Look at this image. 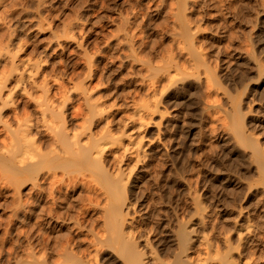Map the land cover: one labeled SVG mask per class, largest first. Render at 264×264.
<instances>
[{"label":"rangeland","instance_id":"374dc122","mask_svg":"<svg viewBox=\"0 0 264 264\" xmlns=\"http://www.w3.org/2000/svg\"><path fill=\"white\" fill-rule=\"evenodd\" d=\"M0 128V264H264V0H0Z\"/></svg>","mask_w":264,"mask_h":264},{"label":"bare ground","instance_id":"6f19581e","mask_svg":"<svg viewBox=\"0 0 264 264\" xmlns=\"http://www.w3.org/2000/svg\"><path fill=\"white\" fill-rule=\"evenodd\" d=\"M195 17H196V16H195ZM19 67H20V66H19ZM20 82H21V81H20ZM20 84H21V83H20ZM176 91H177V90H176ZM50 96H52V95H50ZM50 96H49V97H50ZM13 97H14V96H13ZM31 97H32V96H31ZM37 99H38V98H37ZM51 99H52V98H51ZM38 100H40V98H39ZM49 100H50V98H49ZM23 101H24V100H23ZM26 102H27V101H26ZM26 102H25V103H26ZM28 102H29V101H28ZM51 102H52V101H51ZM34 103H35V102H34ZM19 104H20V103H19ZM26 104H27V103H26ZM26 104H25V105H26ZM47 104H48V103H47ZM31 106H32V105H31ZM38 106H39V105H38ZM48 106H49V105H48ZM19 107H20V106H19ZM27 107H28V105H27ZM36 107H37V105H36ZM40 107H41V106H40ZM24 108H25V107H24ZM43 108H44V107H43ZM49 108H50V107H49ZM19 109H20V108H19ZM29 109H30V108H29ZM50 109L52 110L51 113H55V112H56L55 110H53L54 108H53V109L50 108ZM58 109H61V110H62L61 107L58 108ZM58 109H57V110H58ZM24 110H25V109H24ZM26 110H27V109H26ZM35 110L37 111V109H35ZM38 110H39V108H38ZM41 110H42V109H41ZM54 111H55V112H54ZM25 112H26V111H24V113H25ZM27 112H28V111H27ZM42 112H45V110H42ZM42 112H41V113H42ZM57 112H58V111H57ZM57 112H56V113H57ZM33 113H34V112H33ZM36 113H37V112H36ZM45 113H46V112H45ZM56 113H55V114H56ZM62 113H63V110H62ZM43 114H44V113H43ZM58 114H59V113H57V115H58ZM45 115H46V114H45ZM35 117H36V116H35ZM46 117H47V116H46ZM53 117H54V116H53ZM4 118H5V117H4ZM36 118H38V117H36ZM51 118H52V117H51ZM58 118H59V116H58ZM27 119H28V118H27ZM49 119H50V116L48 117V120H49ZM53 119H54V118H53ZM65 119H67V118H65ZM65 119H64V120H65ZM29 120H30V118H29ZM50 120H51V119H50ZM25 121H26V120H25ZM28 122L30 123L31 121H28ZM32 122H33V121H32ZM32 122H31V123H32ZM37 122H38V121H37ZM49 122H50V121H49ZM51 122H52V121H51ZM51 122H50V123H51ZM57 122H58V121H57ZM57 122H56V123H57ZM59 123H60V122H58V124H59ZM36 124H37V123H36ZM36 124H35V125H36ZM44 124H45V122H44ZM52 124H53V123H52ZM71 124H72V123H71ZM71 124H70V125H71ZM61 125H62V124L60 123V126H61ZM72 125H73V124H72ZM72 125H71V126H72ZM46 126H47V125H46ZM60 126H59V129L61 130V127H60ZM28 127H30V126H28ZM48 127H49V126H48ZM52 127H53V126H52ZM55 127H56V126H55ZM10 128H11V127H10ZM0 129H1V128H0ZM49 129H50V128H49ZM59 129L57 128V130H59ZM13 130H14V129H13ZM60 130H59V132H60ZM73 130H74V127H73ZM75 131H76V130H75ZM31 132H32V131H31ZM67 132H68V131H67ZM79 132H80V131H78L77 133H79ZM48 133H49V132H48ZM64 133L67 134L65 131H64ZM64 133H63V134H64ZM84 133H86V132H83V134H84ZM5 134H6V133H5ZM14 134H16L15 131H14ZM30 134H31V133H30ZM65 134H64V135H65ZM2 135H3V134H2ZM53 135H55V134H53ZM59 135H60V133H59ZM59 135H58V137H59ZM64 135H62L63 138H65L66 136H67L66 138H68V135H65V136H64ZM48 136H49V135H48ZM55 136H56V135H55ZM75 136H76V135H75ZM81 136H82V135H81ZM2 137H3V136H2ZM2 137H1V138H2ZM28 137H29V136H28ZM52 137H53V136H52ZM70 137H71V135H70ZM73 137H74V136H73ZM73 137H71V138H69V139H72ZM102 137H103V136H102ZM63 138H61V140H63V141L67 140L66 138H65V139H63ZM8 139H9V138H8ZM26 139H27V138H26ZM69 139L67 140V141H68V144H69ZM92 139H93V138H92ZM6 140H7V139H6ZM61 140H60V142L62 143ZM0 141H1V140H0ZM10 141H11V140H10ZM23 141H24V144H25V140H24V139H23ZM38 141H39V140H37V142H38ZM47 141H48V140H47ZM49 141H50V140H49ZM67 141H66V142H67ZM70 141H71V140H70ZM75 141H76V138H75ZM97 141H98V140H97ZM4 142H5V144H6V141H4ZM72 142H73V139H72ZM72 142H70V144H71ZM101 142H102V141H101ZM1 143H2V142H1ZM41 143H42V140H41ZM45 143H47V142H45ZM75 143H76V142H75ZM82 143H83V141H82ZM7 144H8V143H7ZM26 144H27V143H26ZM63 144L65 145V143H63ZM68 144L66 143V145H68ZM70 144H69V145H70ZM72 144H73V143H72ZM80 144H81V142H80ZM80 144H79V145H80ZM84 144H85V143H84ZM94 144H96V142H95ZM12 145H14L13 142H12ZM40 145H41V144H40ZM40 145L38 146L39 148H40ZM69 145H68V146H69ZM77 145H78V144H77ZM98 145H100V144H98ZM14 146H15V145H14ZM14 146H13V151H14V149L16 150V148H14ZM25 146H26V145H25ZM72 146H73V145H72ZM94 146H95V145H94ZM94 146H93V147H94ZM100 146H101V145H100ZM26 147H29V146H26ZM74 147H75V146H73V148H74ZM48 148H49V147H48ZM73 148L71 147L72 150H73ZM98 148H99V147H98ZM27 149H28V148H27ZM75 149H77V148H75ZM75 149H74V151L76 152ZM85 149H86L85 147H81V148H80V151H81L82 154H84V153L86 152ZM32 150H34V149H32ZM32 150H31V151H32ZM95 150H96V148H95ZM50 151H52V150H50ZM80 151H79V152H80ZM9 152H10V151H9ZM29 152H30V151H29ZM40 152H42V150H40ZM60 152H61V151H60ZM77 152H78V151H77ZM77 152H76V153H77ZM99 152H100V151H99ZM99 152H97V153H99ZM5 153H6V152H5ZM14 153H15V152H14ZM30 153H32V152H30ZM45 153H46V152H45ZM52 153H53V152H52ZM63 153H64V152H63ZM10 154H12V153H10ZM42 154H43V157H44V156H45V155H44V152H43ZM42 154H41V155H42ZM8 155H9V154H8ZM34 155H35V156H34ZM85 155H86V154H85ZM22 156H23V155H22ZM22 156H17L16 158L19 157L21 161H22V158H23L24 162H22V164H24L25 161H26V163H27L28 160L24 159L25 157H24V156L22 157ZM29 156H30V158H32L34 161H36V159H39V158H37L38 155H37V157H36V154H32V155H29ZM33 156H34V157H33ZM83 156H84V155H83ZM94 156H95V155H94ZM99 156H100V154H99ZM21 157H22V158H21ZM35 157H36V158H35ZM43 157H42V158H43ZM45 157H48V155L45 156ZM97 157H98V156H97ZM19 158H18V159H19ZM34 158H35V159H34ZM87 158H89V157H87ZM102 158H103V157H102ZM18 159H17V161H18ZM96 159H97V158H96ZM20 160H19V162H20ZM39 160H40V159H39ZM93 160H94V159H93ZM104 160H105V159H104ZM0 162H2V161H0ZM9 162H10V161H9ZM32 162H33V161H32ZM98 163H99V162H98ZM98 163H97V164H98ZM29 164H30V163H28V165H27L28 168H25L26 171L29 169L30 166H32V164H30V165H29ZM34 164H35V163H34ZM37 164H40V161H39V162L36 161V166H38ZM41 164H42V163H41ZM97 164H96V165H97ZM3 165H5V164L2 163V167H3V168L7 167L6 165H5V166H3ZM65 165H66V164H65ZM0 166H1V164H0ZM100 166H101V165H100ZM38 167H39V166H38ZM95 167H96V166H95ZM95 167H94V168H95ZM10 168H11V167H10ZM10 168L8 167L7 169H9L10 171H11L12 169L14 170V168H12V169H10ZM30 168H31V167H30ZM55 168H56V167H55ZM100 168H103V166L100 167ZM5 169H6V168H5ZM99 170H100V169H99ZM52 172H53V171H52ZM102 172H103V171H102ZM14 173H15V170H14ZM21 173H24V172L21 171ZM104 173H105V172H104ZM25 174H26V172H25ZM25 174H24V175H25ZM54 174H55V172H54ZM54 174H52V175H54ZM21 175H23V174H21ZM21 175H19V176H21ZM104 175H105V174H104ZM50 176H51V175H50ZM50 176H49V177H50ZM54 176H55V175H54ZM54 176H53V177H54ZM56 176H57V175H56ZM8 177H9V176H8ZM9 178H10V177H9ZM107 178H108V177H107ZM11 179H12V177H11ZM49 179H50V178H49ZM51 179H52V178H51ZM53 179H54V178H53ZM53 179H52V180H53ZM110 179H111V178H110ZM110 179H108L109 181H107V183H108V182H113L112 185H111V187H114V188H115V187H116V184L114 183V180H113V181H110ZM9 180H10V179H9ZM12 180H13V179H12ZM54 180H55V179H54ZM106 180H107V179H106ZM51 182H52V181H51ZM54 182H55V181H54ZM54 182H53V183H54ZM13 183H14V182H13ZM53 183H52L51 185H53ZM61 184H62V183H61ZM70 184H71V183H70ZM117 184H120V183L117 182ZM113 185H114V186H113ZM56 186H57V185H56ZM109 187H110V186H109ZM119 187H120V186H119ZM119 187H118V188H119ZM44 189H46V188H44ZM115 189H116V188H115ZM115 189H114V191H115ZM44 191H45V190H44ZM55 191H56V190H55ZM114 191H113V193H116V191H115V192H114ZM117 191H118V189H117ZM42 195H43V194H42ZM71 195H72V194H71ZM48 198H49V197H48ZM57 199H58V198H57ZM51 200H52V201H55V200H53V199H51ZM50 202H51V201H50ZM50 202H49V203H50ZM60 202H61V201H60ZM54 203H55V202H53V204H54ZM47 206H48V205H47ZM49 207H50V206H49ZM57 208H58V207H57ZM111 208H113V207H111ZM115 208H117V205H116ZM115 208H114L113 210L116 211ZM49 210H50V209H49ZM55 210H56V209H55ZM113 210H111V212H112ZM48 212H49V211H48ZM50 213H51V212H50ZM62 213H63V212H62ZM117 213H118V212H117ZM48 214H49V213H48ZM54 214H55V213H54ZM70 215H71V214H70ZM114 215H115V214H114ZM56 217H57V216H56ZM103 221H104V220H103ZM124 242H125V241H124ZM125 244H127V243H125ZM125 244H123V247H124ZM126 246H127V245H126ZM126 246H125V247H126ZM130 248H131V246H130ZM123 249H124V251H125V256H126V255H127L126 252H128V251H127L126 248H123ZM129 252H130V253L128 254V256H126V257H128L127 260H129V264H141V261L139 260V256H140V255L138 256V255H136V254H133V252H132L131 250H129ZM140 259H141V258H140ZM127 263H128V262H127ZM159 263H160V262H159Z\"/></svg>","mask_w":264,"mask_h":264}]
</instances>
